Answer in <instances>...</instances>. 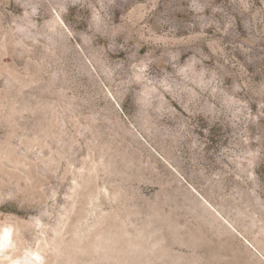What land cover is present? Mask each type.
<instances>
[{"label": "rangeland", "instance_id": "rangeland-1", "mask_svg": "<svg viewBox=\"0 0 264 264\" xmlns=\"http://www.w3.org/2000/svg\"><path fill=\"white\" fill-rule=\"evenodd\" d=\"M0 264H264V0H0Z\"/></svg>", "mask_w": 264, "mask_h": 264}]
</instances>
